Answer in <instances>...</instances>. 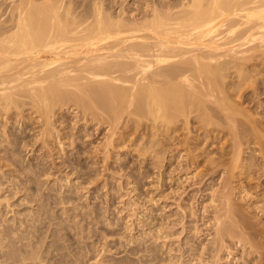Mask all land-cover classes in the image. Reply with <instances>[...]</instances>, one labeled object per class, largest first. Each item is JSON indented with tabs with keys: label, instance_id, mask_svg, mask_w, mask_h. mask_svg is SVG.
I'll list each match as a JSON object with an SVG mask.
<instances>
[{
	"label": "bare ground",
	"instance_id": "bare-ground-1",
	"mask_svg": "<svg viewBox=\"0 0 264 264\" xmlns=\"http://www.w3.org/2000/svg\"><path fill=\"white\" fill-rule=\"evenodd\" d=\"M38 1L9 0L8 6L0 8V115L10 116L12 108L24 106L23 111L26 104H31L43 118L41 134L50 135L56 132L51 128L55 127L51 126L56 120L54 110L68 105L77 110L80 120L105 119L110 123L109 133L106 132L109 135L115 133L125 114L129 123L137 124L134 130L147 122V132L155 138L162 135L163 141L181 129L187 136L183 138L185 144L191 133L198 140L211 139V143L222 137L232 138V151L223 153V147L219 153L223 161L216 164L219 168L224 165L226 171L221 172L222 191L215 194L220 196L216 199H220L217 206H221L213 205L217 209L212 227L218 238L214 235L212 240L222 242L227 231L224 224L229 223L224 218L240 213V208L234 209L230 202L234 170L239 168V161L254 155L253 148L249 151L246 146V137L264 145V0H149L145 1L147 6L144 3L142 16L131 13L130 19L120 13L113 16L114 11L111 15L100 0H91L93 4H86L82 13L74 6L76 2L72 5L57 0ZM124 127L122 130L128 129ZM174 144L162 145L171 150ZM155 147L158 146L153 142L151 148ZM213 160L209 161L212 168ZM249 168L252 169L248 163L241 167L244 179L260 180L263 174L249 176ZM213 241L214 246L217 242Z\"/></svg>",
	"mask_w": 264,
	"mask_h": 264
},
{
	"label": "rangeland",
	"instance_id": "rangeland-1",
	"mask_svg": "<svg viewBox=\"0 0 264 264\" xmlns=\"http://www.w3.org/2000/svg\"><path fill=\"white\" fill-rule=\"evenodd\" d=\"M57 1L72 5L76 2L74 6L81 13L91 2ZM100 1L111 15L120 13L126 19L142 16L141 10L150 2ZM9 4V0H0L1 10ZM8 15L9 12L4 16ZM34 107L26 104L23 111L14 107L9 110L12 115H0V264H209L213 261L215 264H264V145L259 146L246 137V146L249 151L253 148L255 156L239 161V168L234 170L236 178L231 183L230 202L234 209L240 208V213L224 218L229 222L224 227L230 232L223 233L222 242V239L213 241L217 237L212 227L214 211L221 206H217L220 203L217 192L222 191L226 171L224 165L219 168L216 164L223 161L219 153L223 147V153L230 149L232 138L222 137L211 143V139L198 140L191 133L189 143L185 144L183 138L187 136L181 129L163 141L162 135L157 134L155 138L147 132V118L143 120L145 126L139 125L134 130L137 124L129 123L127 114L123 115L115 133L109 135L110 123L105 119L103 122L80 120L77 110L68 105L56 107V120L51 125L56 127H51L56 132L45 135L40 130L43 118ZM125 118L130 125L124 123ZM122 127L128 129L122 130ZM153 142L158 147L151 148ZM165 142H174L176 149L162 145ZM208 158L220 162L213 160L212 168ZM244 163L252 167L248 170L252 173L249 176L262 173L263 177L244 179V174H240ZM212 199L218 200H213L216 204ZM211 241L221 245L213 246ZM214 253L218 257L212 258Z\"/></svg>",
	"mask_w": 264,
	"mask_h": 264
}]
</instances>
